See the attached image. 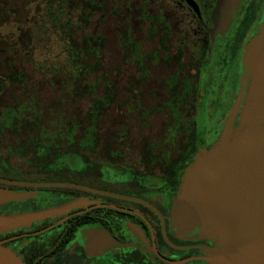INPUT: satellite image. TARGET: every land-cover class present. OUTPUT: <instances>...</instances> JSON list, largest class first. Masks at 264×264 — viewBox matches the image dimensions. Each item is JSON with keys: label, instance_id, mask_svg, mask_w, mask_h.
Returning a JSON list of instances; mask_svg holds the SVG:
<instances>
[{"label": "flooded vegetation", "instance_id": "af4514ba", "mask_svg": "<svg viewBox=\"0 0 264 264\" xmlns=\"http://www.w3.org/2000/svg\"><path fill=\"white\" fill-rule=\"evenodd\" d=\"M112 1L115 12L120 6L118 0ZM192 1L196 8L187 0H177L172 19L165 7L151 13L141 1L138 9H143V17L139 10L138 17L148 26L143 36L135 38L128 25L118 33L124 64L136 68V74L127 78L126 98L118 93L110 72L101 68L88 71L98 81L95 90L112 93L119 104L131 101L138 105L149 114L148 122L152 113L155 116L156 111L166 109L171 116L167 132L153 138L167 149L144 152L152 158L148 160L138 156L143 165L137 167L139 179L134 181L98 176L87 183L68 182L106 193L71 186H34L78 190L63 205L47 207L63 209L61 212L9 228L13 229L10 235L0 236V240L11 238L4 245L8 247L10 242L8 248L15 254L17 241L27 238L29 246L19 252L25 264H209L205 259L208 249L215 250V239L198 226L179 230L172 220L173 200L196 153L214 144L228 121L231 129L241 125L258 56L248 71L243 61L253 40H261L259 50L264 44V0H239L228 25L220 31H213L218 0ZM130 5L131 0H125L127 11L133 9ZM154 40L156 46L145 50L144 43ZM98 42L102 57L105 41ZM160 66L173 72L160 79L155 91L150 89L152 70ZM164 89L162 103H146V96L164 94ZM188 112H192L191 124L185 120ZM178 141L182 143L177 146ZM49 193L38 190L32 194Z\"/></svg>", "mask_w": 264, "mask_h": 264}, {"label": "trees", "instance_id": "16d2710c", "mask_svg": "<svg viewBox=\"0 0 264 264\" xmlns=\"http://www.w3.org/2000/svg\"><path fill=\"white\" fill-rule=\"evenodd\" d=\"M31 2L37 3L41 10L26 27L18 24L16 39L13 34L8 39L0 34V102L6 88L16 84V89L21 92L20 96L11 97L2 104L0 132L7 131L11 136L20 134L24 141L10 147V152L20 163L12 165L6 158L0 160V178L75 183H87L98 176L119 182L139 179L137 167L143 165V161L140 162L138 156L143 160L152 159L144 152L152 151L154 147L146 137L136 139L133 135L147 132L149 114L131 101L127 105L119 104L112 93L95 90L98 81L94 82L88 75V71L98 68L102 51L98 41H103V38L86 34V30L94 12L102 9V3L98 0ZM76 30L85 34L77 38ZM47 31L60 38L64 54L62 62L54 61L49 67L35 61L38 69L45 68L41 70L52 73L50 82L58 83V87L63 89L62 100L52 105L42 104L41 97L32 90L27 73L16 68L14 56L15 51L19 55V51L27 47L29 51L23 50L21 57L31 59L36 42L32 43L30 39H47L50 37ZM87 78L88 82L83 83ZM76 97L87 98L88 105L83 111L75 105ZM66 103H69V108L63 110L61 104L65 106ZM128 149L141 151L135 160H129L128 151H125ZM0 187L18 194H30L23 200L0 203V218L53 209L47 208L48 205H63L78 190L4 182ZM38 190L51 193L32 194ZM12 230L4 231L0 236L10 235ZM26 239L17 241L18 258H22L19 252H24L29 246ZM6 245L11 247L10 242Z\"/></svg>", "mask_w": 264, "mask_h": 264}, {"label": "water", "instance_id": "95a60500", "mask_svg": "<svg viewBox=\"0 0 264 264\" xmlns=\"http://www.w3.org/2000/svg\"><path fill=\"white\" fill-rule=\"evenodd\" d=\"M239 0H218V19L213 31L223 30ZM196 8L192 0H187ZM254 47L247 56L258 60L250 82L248 108L252 121L243 129L222 135L217 145L202 148L182 174L173 200L172 220L179 230L198 226L215 239V250L208 249L209 264H264V47ZM249 66V65H248ZM249 69V68H248ZM230 120V119H229ZM230 125V121L225 128ZM0 182L28 186H71L94 190L68 182H24L0 178ZM0 187V203L23 200ZM53 208L0 218V231L61 212ZM13 238V237H12ZM0 240V264H25ZM251 248L249 250H246ZM244 250L240 254V250ZM179 263V262H176Z\"/></svg>", "mask_w": 264, "mask_h": 264}, {"label": "rangeland", "instance_id": "374dc122", "mask_svg": "<svg viewBox=\"0 0 264 264\" xmlns=\"http://www.w3.org/2000/svg\"><path fill=\"white\" fill-rule=\"evenodd\" d=\"M100 4L102 5L101 10H97L94 12V16L92 21L89 23L86 34L89 35H99L103 40L105 41V45L103 47V55L101 59L99 60L100 63L98 64V68L107 70L110 72L111 79L116 83L118 87V93L122 98H126L128 95L127 93V78L130 75L136 74V68L131 64H124L120 52V48L118 45L119 36L118 33L123 32L125 28L129 27V29L132 30V35L135 38L142 37L145 33V29L148 27L142 21L139 19L138 10L141 11V16L143 17V9H138L139 5H141V1L146 3L147 10H149L151 13L157 12V10H160V8L165 7L168 16L172 19L173 11L176 10V1L177 0H131V7L133 9L128 10V12L125 8V0H118V5L120 6L114 10V2L112 0H98ZM136 7V9H134ZM38 10H41V7L35 2H31V0H0V34L4 36V39H8V36L13 33L14 38L16 39L17 35V28L18 24L23 25V27H26L29 23L28 21L32 18L36 17V14L38 13ZM33 14V16H32ZM31 34V35H30ZM47 34L50 35L49 38L39 40V39H30L32 40V43H35V48L32 53V58H23L21 57V52L23 50L29 51L26 47L25 49L21 48L22 51H19V55L17 51H15V66L20 71H24L27 73L28 81L30 85L32 86V90L41 97V102L43 105L46 104H53L56 103L61 99L60 95L63 91L62 88L58 87V83L52 84L50 80H52V73L49 70H41L45 68L38 69L35 61L44 63V67H49L54 61H63L64 54H62V45L60 44V38L56 36L55 34L51 33L50 31H47ZM85 33L80 34V30H76L77 38L79 36L83 35ZM29 35L32 37V33L29 32ZM27 40V38H26ZM263 41V40H262ZM59 42V43H58ZM261 43V40L256 38L252 41L249 48H246L245 51V58L243 61V65L248 71L249 69H253L255 66V63H250V59L247 57L249 53L252 51L254 47L257 48L258 54L262 51L264 44H262L261 49L259 50V45ZM33 46V45H32ZM153 46H156V41H146L144 43V49L151 51L153 49ZM172 46V45H171ZM16 49V47H15ZM251 54V53H250ZM255 56V55H254ZM1 58V57H0ZM90 60V59H89ZM89 61L87 60L86 63ZM151 64L149 63V66ZM249 65V66H248ZM249 68V69H248ZM39 70V71H38ZM43 72L44 74H42ZM153 74V80L151 83L152 88L155 91H158V85L160 83V79L167 76L169 73H172L173 70L167 71V67H156L155 70H152ZM251 81V80H250ZM88 82V78L83 81V83ZM249 88L246 95L245 100V108L242 112V122L241 125L236 129H231L230 125L225 128V132L223 135H231V133L236 132L237 130L243 129L246 127L252 119L250 118V109L248 108V96H249ZM3 100L0 102V109L2 104H5L10 100L11 97L14 96H20L21 92L16 89V84L14 87L6 88L4 90ZM166 89H164V94L157 93L156 96L148 95L146 96V103L149 104H160L162 103L161 100H163ZM90 96L89 94H87ZM86 97V96H85ZM59 104V103H58ZM57 104V105H58ZM75 105L81 109L82 111L86 108L88 105L87 98L83 97H76L75 99ZM187 106V105H186ZM189 107V105H188ZM61 108L68 109L69 103H66L64 106L61 104ZM165 111H156L155 116L152 113L150 120L148 122V127H146L147 132L144 133H138L133 135V138L140 139L143 137H150L151 139V145L154 147L153 150H165L167 147L161 146V144L156 141L155 137H163L165 133L167 132L168 125L167 123L170 122L171 116H169L166 109ZM81 111V112H82ZM192 119V112L189 115L185 116L186 123H190ZM259 123H264V118H259ZM107 126H110V123H106ZM152 124V125H151ZM222 135L219 137V139L212 144L207 150L212 148L213 146L217 145L218 141L221 139ZM158 140V138H157ZM178 140V139H177ZM21 144L24 142L23 137L19 135L14 134V136L7 131L0 132V160L3 158H6L8 162H10L12 165H15L17 163H20L19 159L14 156L12 152H10V147L12 145H16L17 143ZM181 141L177 142V146L181 144ZM159 144V145H158ZM24 145V144H23ZM161 147V148H160ZM128 151L129 160H135L137 156L139 155L140 149H128L125 150ZM200 151V150H199ZM198 151V152H199ZM195 157V156H194ZM18 159V160H16ZM194 160V158H193ZM192 160V161H193ZM22 161V160H21ZM191 161V162H192ZM180 187V186H179ZM179 191V190H178ZM191 230V229H189ZM188 231V230H187Z\"/></svg>", "mask_w": 264, "mask_h": 264}, {"label": "bare ground", "instance_id": "6f19581e", "mask_svg": "<svg viewBox=\"0 0 264 264\" xmlns=\"http://www.w3.org/2000/svg\"><path fill=\"white\" fill-rule=\"evenodd\" d=\"M249 249H251V248H248V249H246V250H249ZM239 252H240V254H242V252H244V250L242 249V250H240Z\"/></svg>", "mask_w": 264, "mask_h": 264}]
</instances>
